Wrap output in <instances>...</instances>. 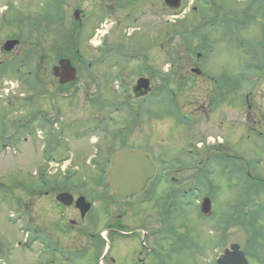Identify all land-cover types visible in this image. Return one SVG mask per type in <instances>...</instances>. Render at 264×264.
Wrapping results in <instances>:
<instances>
[{"label": "rangeland", "instance_id": "374dc122", "mask_svg": "<svg viewBox=\"0 0 264 264\" xmlns=\"http://www.w3.org/2000/svg\"><path fill=\"white\" fill-rule=\"evenodd\" d=\"M50 1L51 0H0V74L6 64H8V61L14 60L15 63H18L19 61H17V58L19 59L25 56L28 42L27 36H23V32L26 31H24V29H26L24 27V22H26L27 27L30 29L40 24H42L41 27H49V33L53 34L48 35V32L47 34L34 32L29 41L32 42L34 39L41 38L43 39L40 42L41 45H49L50 48L56 42L55 37L57 36L55 33H58L59 36L61 34L62 40L66 39L68 41L72 36L78 33L75 37L77 40L79 39L78 50L80 58L74 57L71 61L72 64L74 63L77 65L81 78H79V81L77 80L76 83L65 87V89H63V95L69 93V91H76V104H74L72 108H66L67 114L69 115L76 109L78 116L81 117L80 120H83L84 114L82 113V109L85 106V102L87 103L90 99L82 97V92L90 91V85H93L87 80L89 76L87 71L88 65L90 63L92 66L96 65L97 70L102 69L105 74L103 66L106 64L103 60L102 63L104 65L102 63L98 64L97 60L101 58L100 56H102V58L105 56L107 49L112 50V52L107 55V60H112L113 57L115 58L117 55L118 57L115 60L119 61L117 64L118 67L123 64L125 65L126 63L124 62L131 63L138 60V77H150L155 82L152 94L150 93L143 99L138 98V147L150 148L148 155L154 154L158 157L162 155L164 160L167 161L175 155L183 154L182 152L186 150L183 149V147L187 146L180 145L184 143H181L175 135L169 136L168 142H164L162 136L155 134L156 129L165 131V128H169L170 132L174 134H185L184 130L179 127L174 128L172 125L175 121L168 115L169 110L166 105V94L168 89L172 92L174 87H170L169 84L167 86L168 79L162 77L168 74V67L166 65L168 60L174 59V61H176L180 59L184 52V45L181 36L177 34L171 36L169 39L170 42L166 44V35H173V33H179L177 31L183 32L187 30L188 27L186 24L189 25V22L186 21L188 18H183L188 16L189 12H191L194 7L197 12L195 15L196 19L198 18V14L202 12L203 22L206 23L210 21L211 23L213 22L220 25V28H217L216 34H213V39L210 44L214 51L210 57L212 61L211 67L208 70L210 74L212 71L213 74L219 75L218 77H223L224 74L231 77L237 73L240 74L243 72L245 82H247V77L252 75V73L249 70V66L246 71L245 67L248 63L252 64V57L264 59V0H211L213 5L209 3L210 6L208 8L213 7V10L209 11L207 7L200 6L197 1H194V4H192V0H181L180 7L175 11L176 14L171 13V10L164 5L163 0H55L54 4H51ZM53 1L54 0H52V2ZM76 10L80 12L79 20L77 21L73 18V12ZM41 13L42 16L40 18L39 14ZM223 20H229L228 24H231L230 22L233 21V26L226 27L221 25L220 23ZM182 22L185 23L183 24ZM182 28L184 29L182 30ZM205 28L208 29L207 24ZM44 37L46 38L44 39ZM6 39H17L20 41L19 47L15 49L10 57H5V54L1 52V45ZM37 41L38 40L35 41L36 44ZM32 45L35 47L34 44ZM49 46L47 50H41L42 55H46V57L42 58L41 63L43 66L38 75L40 76L41 82L43 81L46 83L48 99L44 97L43 87L40 86L36 89L35 87L33 88L32 85L29 89L25 88L24 83L22 84L20 82V79L23 77L28 78L30 76L26 74L27 69H21L19 64L15 67H10L11 70L8 73L4 71L3 75H0L2 115L4 112L7 114L9 113L7 107L9 103L14 104L16 115H12L13 110L10 109V114L6 121L9 123L15 121L14 125L20 128V130H22L23 125H25V130L32 135L31 138H28L29 135L27 136V133L21 132L16 136V130H14L12 125L6 124L7 129H11L12 132H3L0 126V148L2 144L1 140L5 137L13 136V138L16 137L17 139L15 142L17 146H13L12 148L9 147V149L4 152H2L3 150L0 151V244L3 249L8 250L10 257L4 255L3 260L10 264H44L48 261L44 256H41L39 261L37 260L38 257H36V254H39L40 251L42 252V248L37 245H32V248L28 249L20 244L19 248H15L14 243L18 242V240H21V238H24L26 235L25 232L20 230L23 229L21 225L24 223V218L21 215L28 209L23 206L21 200L23 201L25 199L24 190L33 186H28L25 178L28 177L37 180L38 177L34 176V173H41L43 171V161L40 152L43 143L41 137L49 134V144H47L46 148L47 152L59 146V139L56 137L57 132L53 130L55 126L52 125L53 128L51 129L49 127L44 129L38 127V121H32L30 125L27 123V119H29L30 116H37L40 112H45L47 114L56 112L57 115L59 114L56 110H60V98L56 97L55 100L51 98V100L50 94L59 91V88L57 89L56 87V80L53 79L51 74V70L57 63L56 57H61V54L57 52L55 55V50H49ZM67 48L70 50L69 47ZM111 56L113 57L111 58ZM80 60L83 61V65ZM110 64L112 67L114 66V63ZM110 64H108V66ZM255 64L257 63L255 62ZM131 65L129 71L122 74V83H118V81L115 82L116 76H110L113 79L111 83L112 86H115V88L118 86L119 88H117V91H119V93H122L120 84H124L126 88H129L133 81L132 78L135 74L129 78L127 74L131 73L133 70L135 71L137 69V64L131 63ZM252 67V69L256 68L255 65H252ZM16 68L21 69L20 73L15 72ZM118 71L119 68H115L111 75L119 74ZM174 71V75L176 76L182 74L179 70L177 71L175 69ZM100 74H102V72L99 73L98 71L96 74L94 70L91 73L93 77L94 75L98 77ZM104 74H102L103 76L100 75L102 77L99 79V83H102L104 80ZM262 81L258 84V89L264 91V81ZM94 82L96 84L95 88L98 89V87H100V84H97L98 80ZM50 84L53 85V89ZM247 87L248 85L243 83L239 84L240 97L237 110L235 111V118H237L235 122L239 126V132L236 131V133H239L238 138L236 136L239 155L237 167L244 171L246 177L250 176L247 178L250 182L246 183L250 189L262 191V193H264V141L260 140L257 135H248L247 138V126L243 121L245 107H243L241 99L246 93L245 90H248ZM102 89H107V85L104 84ZM21 95H23L22 97L24 98L20 97ZM175 97H178V106L184 110L182 106L183 94L175 90ZM258 98L259 96L257 95L252 97L251 105L254 103H262ZM91 100L94 99L91 98ZM142 102H145L148 112L145 109V114L141 117L139 111L142 113V110H144L141 104ZM101 104L103 105V110L100 111V113H102L104 117L106 116L104 112L105 104L103 102ZM262 106L264 109V103ZM51 108H54V111H51ZM98 108L99 104L92 103L90 107L91 119L87 123L79 124L77 130H87L95 127V125L93 126L95 123L92 121V118H95V116L97 117L95 114ZM32 109L35 113L30 115L29 113ZM54 117L55 118L50 120L53 124L55 122L58 123V118L56 116ZM126 117L129 121V115ZM116 119H119V115ZM17 120H19L21 124H17ZM59 124L60 123H58V125ZM201 130V128H194V131L190 133L199 136L202 135ZM241 130L245 133L241 132ZM70 132L74 133L76 129H72ZM71 133L63 134L70 143L72 142ZM54 134L55 139L51 141L50 137ZM207 134H211L210 130H208ZM212 134H214V131H212ZM244 134L246 135L245 137ZM204 136L208 137V135ZM215 137L216 136H209L214 142L217 141ZM25 138L30 139L28 145H25ZM206 139L207 138H202L201 141L204 142L203 140ZM95 141L97 142V139H95ZM87 143V140L82 141L79 139L77 147L88 152L85 146ZM61 147L62 155H66L67 153L73 156L78 155L77 148H71L69 151L68 142L65 140L62 141ZM225 148L221 151L217 148L209 150L208 152L206 151L204 152L203 159L209 158L210 161H214L218 158V152L223 153ZM200 152H202V148ZM91 154H94V152L91 151ZM50 155H52V153H50ZM57 160H59V158ZM60 160H65L64 156H61ZM183 163H185V165L190 164L189 162H166L164 170L166 173L172 174V171L179 168L177 175H174V177H176L177 180L178 178H188L187 182L192 181L193 178L190 177L193 176V173L191 169H187L189 166L180 167ZM201 163L202 165L200 166H203L201 168L202 171H204L205 174L206 172L210 174V176L205 177L208 179L205 180V185L207 186L208 184L206 183H212V181L219 184L220 192L216 191L213 197L215 211L212 210V215L215 212L214 217L212 219L208 218L207 220H203L201 217L202 215L198 214L197 207L199 206L197 202L194 206L188 207L178 205L177 209L171 211L169 215L170 221H168L169 225H167L165 229L164 227H159V225L162 224H159V222H163V215L160 213L161 209L158 204L152 202L154 191L156 196L159 197L163 184L155 190L154 183H150L140 196L130 200L124 205H115L107 201L106 197L110 193L107 183L105 180L101 182L99 175L94 171L95 168L91 167L92 164L82 165L81 161L78 162L77 160H75V164L69 162L64 163L67 167V171L82 166V169L79 171L82 175L76 180L77 183H79L78 186L85 187L82 192L85 197L93 203L94 207L90 216L87 214L85 219L87 221L81 223L83 226L82 229L81 226H68L67 223L66 225L68 228L61 229V235L63 237L66 235V229L72 233L71 238H76H73L74 243L63 242L60 244L62 245V251H68L66 253L67 255L63 258L61 254L58 253L56 261L53 264H106L104 261L99 263V256L97 255L99 250L94 247L87 250L90 244L87 243L85 237L86 234L91 237L96 236L99 231L105 229L108 219L110 218L112 219V225L120 222L125 226L122 228L125 232V238L123 239L125 243L121 245L124 247V249L121 248V252L127 254L126 257L119 258L117 264H139V259L144 260V264H214L217 254L234 243L239 244L244 249L247 247V243L248 245L250 243L246 252L257 256V258L264 256V244H262L261 247H257L258 241H252L255 236L249 239L250 235L247 234L249 225L248 227L241 225L229 226L225 223V213L232 212L234 203L236 204L242 200V197L236 191L237 188H240L241 181L237 178L238 175L232 173L233 166H227L223 171V168H221L220 164L216 161ZM236 164L237 162L234 163V167ZM52 166L54 167V165ZM191 168H193V164ZM6 173L9 174V180L7 182L5 180L7 178ZM228 173H230V175H228ZM211 185L214 186L215 184ZM104 186H106L105 192L107 194L104 192ZM143 200H150V202L141 205ZM255 201L259 203V206L262 205V207L259 208L255 206L253 208L249 206L245 207L244 211H252L253 208L254 214H257L260 210L261 219L257 227L258 230H264L263 194H260V197H257ZM253 204L255 203L253 202ZM156 205L158 207H156ZM50 207L56 208L53 203L49 204V202L36 204V210H44ZM132 210L135 211V215L131 213ZM16 212L18 216L19 213L21 214L18 224L17 217H14ZM106 212H108L107 215L105 214ZM240 213L241 212L236 215ZM47 214L53 216L50 212ZM236 215H232V217L235 219L237 217ZM68 218L73 219L71 216H68ZM76 218L78 219H76L75 222L81 221L80 217L77 216ZM248 219L249 218H247V220ZM90 221H92V224ZM87 224H90V228ZM108 224L110 223L108 222ZM214 226L216 228H214ZM211 228H214L213 232L210 230ZM20 231L22 232L21 234ZM156 231L158 235L156 236L154 246H151L147 243L145 235L147 234V240L153 243L149 233L154 235ZM248 231L254 230L249 227ZM221 235L223 244L220 247L217 246L214 248L215 241ZM101 237H104L103 233ZM105 237L108 238V236ZM168 237H172V240L163 241ZM179 240L181 242H179ZM254 246L256 248H253ZM202 257L207 261L202 263ZM53 260L54 259L51 257L50 262ZM140 264L143 263L140 262ZM251 264L261 263L252 262Z\"/></svg>", "mask_w": 264, "mask_h": 264}, {"label": "flooded vegetation", "instance_id": "af4514ba", "mask_svg": "<svg viewBox=\"0 0 264 264\" xmlns=\"http://www.w3.org/2000/svg\"><path fill=\"white\" fill-rule=\"evenodd\" d=\"M74 39V38H73ZM40 44L36 45L35 47L33 45H30V50L33 51H41ZM197 46L202 48V51H205L210 44L207 43V35L204 34L202 31H200L198 35V43ZM72 47V45H71ZM74 49L76 51V54H78L77 50V42L74 39ZM39 59H37V62L35 61V56L31 54V57L35 62L33 64L41 63L42 58L41 55H37ZM9 57V56H8ZM78 63V62H77ZM76 72L78 74V67L76 64H72ZM206 65L204 64V58L203 54L202 56H198V53L193 55V52L191 49L187 50V54L184 56V59L181 62V71L183 74L176 77L178 82L176 83V79L172 78V82L169 84L174 85V90L169 93L170 97V109L174 108L178 102L174 99L175 96V90H178V92L183 94V115L179 121L185 122V130L186 133L183 135V139H189L191 143L194 144V146H197L198 143L201 142L202 138H209L205 137L204 135H209L208 130L212 133L214 131L217 138V149L219 151L223 150L225 147V151L222 153L218 152V158L217 161L219 163H235L236 162V153L238 152L237 146H236V136H237V128L238 124L235 122L237 118L235 111L237 110L238 106V100H239V81L238 76H231L228 77V75H224L223 77H214L211 75H208L206 73ZM41 67V65H39ZM92 65L89 64L88 68L92 69ZM95 67V66H94ZM136 75L133 78L132 84L129 87V95L133 97L136 101H138V97H143V94H138L136 92V81L138 80V68L135 70ZM97 74V72H95ZM37 74V73H36ZM120 74L122 73V70L120 71ZM97 78V79H96ZM101 76L97 75H90L88 76L87 80L90 82L91 90L90 91H83L82 97H88V99H97L99 98L100 92L98 89H96V84L94 81L99 80ZM111 77L108 74L104 77V84L107 85V89H105V97H106V119L109 118L110 112H111V101L110 97L111 94L114 93V88H111ZM34 85L39 84V86L43 87L44 90V97L47 98L48 91L46 89V83L43 81L41 82V79L35 76L33 78ZM264 81V79H263ZM57 83V81H56ZM89 84V83H88ZM99 84V81L98 83ZM177 84V85H175ZM52 89L54 88L52 84H50ZM71 84L66 85V87L70 86ZM77 86V85H76ZM57 89L59 88L60 91L51 93L50 99L60 98V101L63 99L70 97L71 98V107L76 104L77 101V93L75 90L69 91V93L63 95L62 88L63 86H59L57 83ZM92 94V95H91ZM59 97H58V96ZM259 96L258 100H260L262 103H254L250 104L249 108L247 109V113L244 116L243 121L245 122V125L248 129V134L253 136L257 135V137L264 141V109H263V103H264V91H257L255 94L249 93V96ZM48 99V98H47ZM51 99V100H52ZM178 101V100H177ZM123 104H120V108L116 107V110L120 113V129L117 132H113L110 130V125H108L105 130L103 131V152L106 150H110L111 146H106L109 143H115L122 145H133L138 146V103L133 110H131V105L127 102L126 97L122 98ZM90 105V104H89ZM66 108H61V110H56L59 112L57 115L56 112H50V114L44 113L43 119H44V126H49L50 119L54 116L60 119L61 123L59 124L60 127L65 128L66 130H72L77 128V124H75L73 127H71L70 124H67V116L66 115ZM76 109H74L75 111ZM51 111H54V108H51ZM131 113L134 114V117H131ZM73 116H76L75 114L71 113ZM130 117L129 121L126 119L128 116ZM88 116H91L90 108H88ZM238 116V114H237ZM77 117V116H76ZM178 118V117H177ZM77 120V118H76ZM134 121V128H130V122ZM183 125V126H184ZM192 126V127H191ZM194 128H201L202 135L196 136L192 135L190 132L194 131ZM77 132V130H76ZM230 132V133H229ZM89 130L87 132V135H89ZM199 133V132H198ZM234 133V134H233ZM166 135L171 136L175 135L176 138L179 140L180 135L174 134L170 132L169 128H166ZM82 136V135H81ZM179 136V137H178ZM182 139V140H183ZM180 141V140H179ZM225 142V143H224ZM214 145V144H213ZM86 150L81 151V155L78 154L79 158L86 159L87 156H85ZM204 152H206V149L202 147V152H200V158L203 159ZM206 159V158H204ZM109 156L106 158L105 163L108 164ZM77 176L76 175H60V176H48L44 178L42 185H40L39 181H32L29 180L30 183L37 182V187L33 184H31L33 187H29L28 193H25V199L23 204L25 207L29 208V213L26 215L27 221H28V233L27 238L31 242L35 244L43 245V243L46 244H53L56 247H59L60 244L67 243V242H73V237L71 238L72 233L67 231L65 229V236L63 237L61 235V229L68 228V226H80V222H75L78 216V211L76 210L75 206L72 205L70 207H63L60 204L56 203V197L59 193H68L75 197L74 191L78 188L77 183ZM72 180V182L69 183V181ZM76 180V181H73ZM28 183V182H27ZM56 203L58 206L55 205L56 209L53 208H45L44 210L38 209L36 210V204H44V203ZM61 209V210H60ZM48 212L52 213L53 216L47 214ZM68 216L73 217V219H69ZM68 219V220H67ZM67 223V225H66ZM110 223V222H109ZM118 225L113 224H107L104 231H107V236L109 235L110 238L112 237L110 233H116L117 235L114 236V239L110 242L109 250L105 252H99L97 255L99 256V261H104L106 264H117V260L121 257H126L125 252H121V248L124 249L122 243H125L123 241L124 239V233L118 231L116 228H118ZM113 228V229H112ZM102 231H99L96 236H90L85 237L89 243H91L93 240L97 247L95 249L98 250V246L100 245L99 236ZM66 239V240H64ZM71 239V240H69ZM77 242V241H76ZM75 242V243H76ZM99 244V245H98ZM154 244V243H153ZM153 246V245H151ZM124 253V254H123ZM57 252L55 253H49L48 251L45 252V256L51 260L54 259L52 262H49L47 264H53L56 261ZM61 255H67L66 253L62 252ZM51 256V257H50ZM43 264V263H42Z\"/></svg>", "mask_w": 264, "mask_h": 264}, {"label": "water", "instance_id": "95a60500", "mask_svg": "<svg viewBox=\"0 0 264 264\" xmlns=\"http://www.w3.org/2000/svg\"><path fill=\"white\" fill-rule=\"evenodd\" d=\"M166 3L171 6H178L179 0H166ZM79 14L74 13V18L77 20ZM17 41L7 42L4 44V50L6 52L11 51L16 45ZM55 77L60 78V83L64 84L71 82L75 79V71L71 67L69 61L62 60L58 63V66L53 69ZM148 81H138V92L148 90ZM153 167L141 153L130 152H118L111 166L108 174V180L111 186L112 195L111 199L114 203H118L126 200L127 198L135 195H139L144 189L147 181L152 178ZM66 198L67 200H64ZM58 200L64 205L71 204V200L68 195L63 194L58 197ZM76 206L79 209L81 216L83 217L89 210V204H86L84 199L80 198L76 201ZM201 211L204 214L210 212V202L204 200L201 206ZM216 264H248L244 254L239 251L237 245H233L230 251L226 250L223 255L219 257Z\"/></svg>", "mask_w": 264, "mask_h": 264}, {"label": "trees", "instance_id": "16d2710c", "mask_svg": "<svg viewBox=\"0 0 264 264\" xmlns=\"http://www.w3.org/2000/svg\"><path fill=\"white\" fill-rule=\"evenodd\" d=\"M55 3V2H54ZM53 3V4H54ZM48 29V28H47ZM45 33V32H44ZM49 34H53V33H49L48 32V35ZM55 45L57 44V41L54 43ZM54 44H53V46H54ZM54 50V49H53ZM68 49H66V48H61L60 46L58 47V48H55V55L57 54V52H59L60 54H62L63 52H65V51H67ZM240 223L241 224H243V225H245V219L244 218H240ZM253 241L254 242H257V231H255V237L253 238ZM249 253V252H248Z\"/></svg>", "mask_w": 264, "mask_h": 264}, {"label": "bare ground", "instance_id": "6f19581e", "mask_svg": "<svg viewBox=\"0 0 264 264\" xmlns=\"http://www.w3.org/2000/svg\"><path fill=\"white\" fill-rule=\"evenodd\" d=\"M156 131H157V133H159L160 132V129H156Z\"/></svg>", "mask_w": 264, "mask_h": 264}]
</instances>
